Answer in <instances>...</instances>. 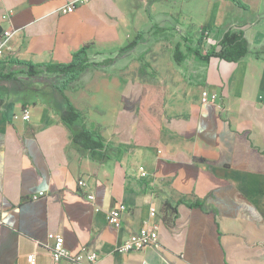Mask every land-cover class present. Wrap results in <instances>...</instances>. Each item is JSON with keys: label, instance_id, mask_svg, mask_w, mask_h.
<instances>
[{"label": "crops", "instance_id": "0c3cea01", "mask_svg": "<svg viewBox=\"0 0 264 264\" xmlns=\"http://www.w3.org/2000/svg\"><path fill=\"white\" fill-rule=\"evenodd\" d=\"M72 1L0 0V34L14 32L3 58L69 62L85 45L120 53L153 25L169 38L90 67L65 91L109 145L104 162L71 144L48 88L0 92V264H30V254L52 264L49 232L65 237L71 255L96 251V264H264V0H241L247 8L233 0H89L63 12ZM228 30L249 42L242 60L187 53L175 61L181 37L205 50ZM141 56L156 75L140 74ZM145 85L164 89L161 106H149L159 117L156 139L139 118ZM205 88L218 93L215 102H202ZM118 203L127 205L119 228L108 222ZM154 223L157 245L117 251Z\"/></svg>", "mask_w": 264, "mask_h": 264}, {"label": "trees", "instance_id": "16d2710c", "mask_svg": "<svg viewBox=\"0 0 264 264\" xmlns=\"http://www.w3.org/2000/svg\"><path fill=\"white\" fill-rule=\"evenodd\" d=\"M239 6L247 8L241 0H233ZM166 27L153 25L147 31H139L133 35L129 42L120 49V55L127 54L137 48L141 43L156 42L169 38L165 33ZM251 52L250 45L242 32L226 31L220 39L210 43L205 50L193 46L190 37H181V40L174 45V57L178 64H181L187 53L199 57L203 60L211 58H221L227 61L238 62ZM259 56V53H256ZM141 62L140 74L146 73L152 76L156 71L151 69V65L144 56L139 58ZM115 58L96 61L90 54V45H85L76 51L69 62H45L34 63L32 61L5 57L0 59V82L17 85L21 82L20 76L33 79L37 82L47 84L48 91L45 97L50 106L55 109L62 122L71 131V144L81 152H87L93 160L104 162L109 158V145L105 142L102 133L96 129L88 127L83 113L73 104L65 91L73 89L77 81L90 68H106L111 66ZM9 65L18 66L19 69H8ZM150 71V72H148ZM17 83V84H16ZM18 86V85H17ZM46 88L33 89L36 91ZM164 102L163 87L144 86L143 96L139 105V118L144 129L157 138L159 129V117L156 111L149 106H156ZM138 139V137H137ZM167 204L169 205L168 201ZM190 206H202L200 201L189 204Z\"/></svg>", "mask_w": 264, "mask_h": 264}, {"label": "built area", "instance_id": "2783aa9c", "mask_svg": "<svg viewBox=\"0 0 264 264\" xmlns=\"http://www.w3.org/2000/svg\"><path fill=\"white\" fill-rule=\"evenodd\" d=\"M89 0H74L71 3L63 7L62 11L73 12L77 4L87 2ZM12 30H6L0 34V59L5 55V46L10 38L13 36ZM218 93L203 89L201 93V100L204 103L215 102L218 99ZM22 118L28 120L30 114L28 110L23 111ZM143 170V167L140 168ZM145 171H142V175H146ZM80 185L86 184L84 179L79 181ZM44 192L40 191L38 195H34L33 198H38L39 195H43ZM127 210L125 203H118L108 214V222L113 226L119 228L122 225V215ZM151 215H156V209H151ZM158 244V225L147 224L141 227L137 232H134L127 236L117 247V251L126 253L131 251H140L149 246H155ZM45 246L50 249L52 254V264H62L64 260H69L71 264H96L98 260V254L94 250L88 248L82 249L75 255H71L69 249L65 245V237L61 233L49 232L47 235V242ZM28 261L30 264H35V255H28Z\"/></svg>", "mask_w": 264, "mask_h": 264}, {"label": "rangeland", "instance_id": "374dc122", "mask_svg": "<svg viewBox=\"0 0 264 264\" xmlns=\"http://www.w3.org/2000/svg\"><path fill=\"white\" fill-rule=\"evenodd\" d=\"M203 47H205L206 43L203 42ZM90 52L91 53H94V55H96V57L94 56L93 58L95 59H100V58H103L107 55H113L115 57V59H118V56H119V50H114L113 52H109L108 50H101V49H98L96 47H92L90 48ZM167 51H165L166 53ZM154 56V54H153ZM8 69H19L18 66H13V65H9L8 66ZM20 79H21V82L20 83H16L17 85H10L9 86V83H4V82H0V92L1 93H4L5 91L7 90H11L15 87H21L23 88L24 90H33V89H39V88H48L49 86L47 84H44L42 82H37L36 80H33V79H27L23 76H20Z\"/></svg>", "mask_w": 264, "mask_h": 264}]
</instances>
